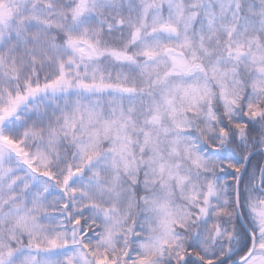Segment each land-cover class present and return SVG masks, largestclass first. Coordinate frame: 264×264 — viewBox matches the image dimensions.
<instances>
[{
    "label": "snow or ice",
    "instance_id": "obj_1",
    "mask_svg": "<svg viewBox=\"0 0 264 264\" xmlns=\"http://www.w3.org/2000/svg\"><path fill=\"white\" fill-rule=\"evenodd\" d=\"M0 264H264V0H0Z\"/></svg>",
    "mask_w": 264,
    "mask_h": 264
}]
</instances>
